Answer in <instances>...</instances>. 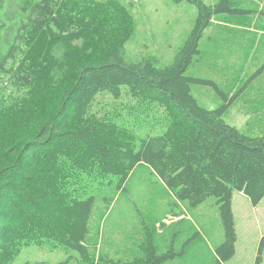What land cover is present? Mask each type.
Instances as JSON below:
<instances>
[{"label": "trees", "instance_id": "obj_1", "mask_svg": "<svg viewBox=\"0 0 264 264\" xmlns=\"http://www.w3.org/2000/svg\"><path fill=\"white\" fill-rule=\"evenodd\" d=\"M177 1L197 8L195 26L173 63L158 67L126 59L132 18L120 0H0V264H13L33 245L75 251L85 264H123L92 243L95 196H84L115 180L126 190L140 165L190 208L215 198L225 231L219 264L235 256L233 198L242 193L255 207L264 199V134L229 125L224 116L233 98L215 82L187 75L213 18L232 12L230 1ZM263 72L264 64L256 76ZM195 84L212 87L222 105L203 107ZM124 93L141 108H163L164 133L138 139L98 102ZM142 249L144 258L126 264L183 255L159 253L151 240ZM263 254L264 237L255 264Z\"/></svg>", "mask_w": 264, "mask_h": 264}, {"label": "rangeland", "instance_id": "obj_2", "mask_svg": "<svg viewBox=\"0 0 264 264\" xmlns=\"http://www.w3.org/2000/svg\"><path fill=\"white\" fill-rule=\"evenodd\" d=\"M105 1L91 0L93 3ZM202 1L207 5L220 2ZM229 1L232 12L213 18L200 43L202 57L187 75L215 82L234 101L224 120L245 135L261 136L264 134V112L261 111L264 72L256 74L264 64V0ZM120 2L132 18L131 28L127 29L130 38L125 46L126 59L153 61L158 67L173 63L195 26L197 8L177 0ZM192 90L207 109H216L223 103L212 87L195 84ZM98 102L114 116H121L119 123L138 139L164 133L169 122L163 108L158 113L155 106L141 108L126 93L117 101L108 95L100 96ZM125 186L126 190H119L115 180L110 185L90 189L84 196H95L90 239L98 245L99 253L126 264L144 258L142 247L151 240L159 253L171 248L182 253L177 261L181 260V264L220 263L217 249L225 239V231L215 198L197 208L182 202L189 218L177 223L176 215L183 213L181 202L176 201L150 167L138 166ZM233 210L236 254L225 264H255L264 237V199L255 207L249 198L237 192ZM79 258L75 251L33 245L23 248L13 264H85Z\"/></svg>", "mask_w": 264, "mask_h": 264}, {"label": "crops", "instance_id": "obj_3", "mask_svg": "<svg viewBox=\"0 0 264 264\" xmlns=\"http://www.w3.org/2000/svg\"><path fill=\"white\" fill-rule=\"evenodd\" d=\"M245 93H247V92H245ZM229 111V110H228ZM261 111L262 112H264V107L261 109ZM230 125V124H229ZM136 170V169H135ZM242 193H240V195H241ZM243 195V194H242ZM234 199H235V195H234V198H233V209H234ZM181 206H180V208H181V210H183V213L182 214H180V215H176V221H177V223H182V222H184V221H186L189 217L188 216H186V212H187V207L185 206V204H180ZM108 254V253H107ZM182 256V255H181ZM181 256H179V257H181ZM178 261V258L177 259H175V260H173V261H170V262H167L166 264H181V260L179 261V262H177Z\"/></svg>", "mask_w": 264, "mask_h": 264}, {"label": "bare ground", "instance_id": "obj_4", "mask_svg": "<svg viewBox=\"0 0 264 264\" xmlns=\"http://www.w3.org/2000/svg\"><path fill=\"white\" fill-rule=\"evenodd\" d=\"M139 73H140V72H139ZM114 129H115V128H114ZM192 131H193V130H192ZM111 132H112V131H111ZM114 157H115V156H114ZM178 157H179V156H178ZM179 159H180V158H179ZM179 159H178V160H179ZM76 230H77V229H76ZM78 231H79V230H78ZM85 232H86V231H85Z\"/></svg>", "mask_w": 264, "mask_h": 264}]
</instances>
